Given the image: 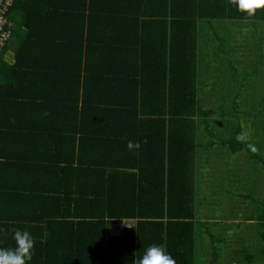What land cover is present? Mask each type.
Returning <instances> with one entry per match:
<instances>
[{"label": "trees", "instance_id": "trees-1", "mask_svg": "<svg viewBox=\"0 0 264 264\" xmlns=\"http://www.w3.org/2000/svg\"><path fill=\"white\" fill-rule=\"evenodd\" d=\"M6 13L0 248L14 249L19 229L34 240L30 264H131L152 244L193 264L199 23L241 21L238 30L259 32L264 9L249 16L233 0H14ZM232 123L223 144L248 152ZM122 221L129 227L109 236ZM261 226L264 244V214ZM242 251L227 264H261Z\"/></svg>", "mask_w": 264, "mask_h": 264}, {"label": "rangeland", "instance_id": "rangeland-1", "mask_svg": "<svg viewBox=\"0 0 264 264\" xmlns=\"http://www.w3.org/2000/svg\"><path fill=\"white\" fill-rule=\"evenodd\" d=\"M256 23L264 28V23ZM201 24L205 28L197 35V97L203 116L196 131L193 264H211L213 254L214 264H227L237 245L264 264L259 238L264 214V40L260 46L256 43L264 30L258 32L254 25L238 30L241 21L202 22L199 28ZM235 45L242 49L233 54ZM240 54L242 62L237 60ZM235 113L237 117H230ZM228 118L256 151L232 153L223 144L234 131ZM225 249L227 258H220Z\"/></svg>", "mask_w": 264, "mask_h": 264}, {"label": "clouds", "instance_id": "clouds-1", "mask_svg": "<svg viewBox=\"0 0 264 264\" xmlns=\"http://www.w3.org/2000/svg\"><path fill=\"white\" fill-rule=\"evenodd\" d=\"M237 11L253 15L257 9H264V0H233ZM237 142H243L248 139L247 134L241 132L235 137ZM127 147L129 149L139 148V144H133L129 141ZM254 152L255 147L248 145ZM13 239L16 242V247L2 249L0 248V264H30L34 250V240L30 233L26 230H14ZM123 264H129L128 258L123 259ZM131 264H176L174 258L166 252L165 248L159 244L149 245L143 254L131 261Z\"/></svg>", "mask_w": 264, "mask_h": 264}, {"label": "built area", "instance_id": "built-area-1", "mask_svg": "<svg viewBox=\"0 0 264 264\" xmlns=\"http://www.w3.org/2000/svg\"><path fill=\"white\" fill-rule=\"evenodd\" d=\"M14 0H0V49L3 47L4 43L10 37V31L8 30V19L6 12L8 8L12 5ZM129 225L126 221L120 223H113L109 226L107 234L109 236H115L120 234L123 228H128Z\"/></svg>", "mask_w": 264, "mask_h": 264}, {"label": "crops", "instance_id": "crops-1", "mask_svg": "<svg viewBox=\"0 0 264 264\" xmlns=\"http://www.w3.org/2000/svg\"><path fill=\"white\" fill-rule=\"evenodd\" d=\"M262 30H264V28H262ZM242 46H243V44H242ZM242 46L240 47V48H238V46L237 45H235L233 48H232V50H231V53H233V54H235V52H236V50L237 49H242ZM9 56V55H8ZM238 57H237V60H238V62H239V60L242 62V58H244L243 56L244 55H242V54H240V55H237ZM218 57H219V59H222V55L219 53L218 54ZM233 57V56H232ZM9 61H7V62H9V63H11V57L9 56ZM239 64V63H238ZM238 150H243L242 149V147L240 148V149H237V151ZM128 224H129V222H128ZM196 224H197V222H196ZM196 227V226H195ZM233 245H235V243H233ZM243 249H240L239 248V245H237V249H232L231 250V252H230V255H228V254H226V252H227V250L225 249V250H223L221 253H220V255H221V257L220 258H227V257H225V255H228L229 257L227 258V259H231L232 257V254L233 253H235L237 256H239L240 254H242V251ZM223 253H225V254H223ZM217 256V255H216ZM216 256H215V254H213L212 256H211V259L214 257V263H215V260H216ZM210 262H211V260H210ZM212 264V263H211Z\"/></svg>", "mask_w": 264, "mask_h": 264}, {"label": "water", "instance_id": "water-1", "mask_svg": "<svg viewBox=\"0 0 264 264\" xmlns=\"http://www.w3.org/2000/svg\"><path fill=\"white\" fill-rule=\"evenodd\" d=\"M211 263L214 264V257L211 259Z\"/></svg>", "mask_w": 264, "mask_h": 264}]
</instances>
